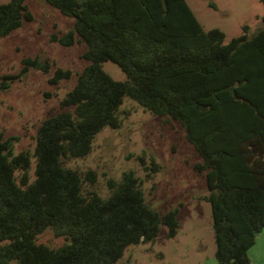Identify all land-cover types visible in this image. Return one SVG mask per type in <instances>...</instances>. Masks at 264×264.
Returning a JSON list of instances; mask_svg holds the SVG:
<instances>
[{
	"label": "trees",
	"instance_id": "obj_1",
	"mask_svg": "<svg viewBox=\"0 0 264 264\" xmlns=\"http://www.w3.org/2000/svg\"><path fill=\"white\" fill-rule=\"evenodd\" d=\"M74 19L51 41L83 42L89 61L61 108L45 117L31 153L13 154L14 136L0 131V264H116L129 244L151 241L160 226L176 235L178 207L158 211L145 201L133 170L106 180L107 194L90 189L96 173L64 164L91 150L105 126L118 127L124 97L177 120L201 157L194 168L209 193L217 264H252L248 249L264 228V24L225 41L218 28L203 30L184 0H44ZM31 12L24 0L0 3V36ZM110 60L124 72L115 80L102 68ZM48 71V62L22 59ZM56 68L51 83L69 78ZM17 75H6L7 88ZM48 94V93H46ZM143 162V159L139 157ZM149 178L159 170L151 159ZM87 185L89 189H85ZM47 227L59 246L37 242Z\"/></svg>",
	"mask_w": 264,
	"mask_h": 264
},
{
	"label": "rangeland",
	"instance_id": "obj_2",
	"mask_svg": "<svg viewBox=\"0 0 264 264\" xmlns=\"http://www.w3.org/2000/svg\"><path fill=\"white\" fill-rule=\"evenodd\" d=\"M184 1L203 30L218 28L225 41L243 33L244 25L248 33H253L264 24V0ZM24 3L32 18L24 19L18 28L0 36V82L6 75H17L7 88H0V131L5 136L17 137L12 140L13 154L23 149L30 151L31 181L36 130L48 115L73 109L61 108L59 101L74 85L75 73L89 61L81 56L86 49L83 42L75 40L66 46L50 40L52 33L61 36L72 28V17L44 0ZM26 57L48 62V71L29 67L20 73L22 59ZM101 64L113 79H125L116 63L107 60ZM56 68L69 69L72 75L57 84L51 83L49 79ZM120 109L118 127L105 126L95 135L88 154L66 159L64 164L81 173L94 170L96 181L90 189L102 196L107 194L108 178L119 180L124 171L133 170L150 207L161 212L178 207L179 226L172 238L166 237V227L161 225L153 240L129 244L116 264H217L210 204L203 198L209 191L203 174L194 168L201 157L186 139L184 129L177 120L143 109L129 97L123 98ZM151 159L159 170L147 178L146 173L151 171L145 166H151ZM37 242L56 247L64 242V237L54 236L47 227L38 235ZM248 255L253 264H264V228L257 233Z\"/></svg>",
	"mask_w": 264,
	"mask_h": 264
},
{
	"label": "crops",
	"instance_id": "obj_3",
	"mask_svg": "<svg viewBox=\"0 0 264 264\" xmlns=\"http://www.w3.org/2000/svg\"><path fill=\"white\" fill-rule=\"evenodd\" d=\"M251 260V259H250ZM251 263H252V261H251ZM253 264V263H252Z\"/></svg>",
	"mask_w": 264,
	"mask_h": 264
}]
</instances>
